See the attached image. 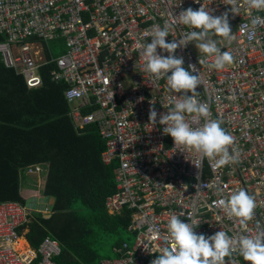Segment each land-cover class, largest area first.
<instances>
[{"label": "built area", "instance_id": "obj_1", "mask_svg": "<svg viewBox=\"0 0 264 264\" xmlns=\"http://www.w3.org/2000/svg\"><path fill=\"white\" fill-rule=\"evenodd\" d=\"M201 5L216 16L229 12L233 38H210L232 53L234 63L211 68L213 58L200 53L195 41L175 55L183 57L186 69L195 67L198 99L235 139L238 162L223 167L174 145L163 125L149 122L152 104L158 113L168 112L172 98L183 93L170 91L166 77L151 76L137 47L151 41L154 25L168 26L167 41L180 40L192 29L175 17ZM256 17L262 19L253 26ZM50 41L60 46V55H54ZM0 60L21 74L28 88L42 85V67L54 63L50 78L67 85L64 97L75 129L82 133L94 124L104 142L101 161L117 164L116 190L104 198V207L113 215L129 212L126 231L135 239L116 246L117 255L100 264H151L171 245L167 224L173 214L196 221L194 231L206 236L220 230L230 237L256 235L264 229V10L249 8L245 0H239L236 15L225 0H0ZM187 119L194 128L204 123ZM24 169L43 170L41 164ZM240 189L257 204L246 232L216 203ZM32 211L19 201H0V264H56L57 241L46 237L35 248L20 246V230ZM226 264L246 262L233 254Z\"/></svg>", "mask_w": 264, "mask_h": 264}, {"label": "trees", "instance_id": "obj_2", "mask_svg": "<svg viewBox=\"0 0 264 264\" xmlns=\"http://www.w3.org/2000/svg\"><path fill=\"white\" fill-rule=\"evenodd\" d=\"M54 67L43 66V84L28 88L21 75L0 62V201L23 202L18 169L48 162L44 192L54 198L53 214L28 225L30 245L37 247L49 235L61 250L56 264H100L105 237L126 231L129 212L110 216L104 211L105 196L116 190L117 164L101 162L104 142L94 124L82 133L75 129L67 115L66 84L50 78Z\"/></svg>", "mask_w": 264, "mask_h": 264}, {"label": "clouds", "instance_id": "obj_3", "mask_svg": "<svg viewBox=\"0 0 264 264\" xmlns=\"http://www.w3.org/2000/svg\"><path fill=\"white\" fill-rule=\"evenodd\" d=\"M245 3L251 9L264 10V0H245ZM225 4L230 6L233 15L238 13L239 0H225ZM175 19L192 29L180 40L167 41L168 26L161 28L154 25L151 41L146 44L137 43V47L142 50L145 70L155 79L166 77L170 91L183 93L180 97L172 98L173 107L168 112L158 113L152 104L149 109V122L163 125V133L173 139L174 145H183L202 157L214 159L217 167L236 163L239 153L234 147V137L222 127V120L210 118L208 104L198 99L200 77L193 74L195 67L189 65L186 69L183 57L175 55L178 48H184L195 41V47L200 53L213 58L211 68L223 70L233 64L232 53L222 51L217 46V41L210 38V35L228 41L233 38L229 12L216 16L212 10L201 5L198 10L189 7L179 12ZM261 19H253V26ZM244 28L245 26H242L241 30ZM249 36L254 38L255 32H250ZM158 49L168 55L158 54ZM189 116L194 120L203 119L204 123L194 128L188 122ZM216 203L226 215L239 220L244 226L242 232L247 231V224L254 219L257 207L253 196L240 189ZM195 225L196 221L187 223L173 214L167 224L171 245L161 248L160 254L151 264H226V258L233 254L240 255L246 264H264V229L259 230L256 235L241 234L230 237L220 230L214 235L206 236L197 234L194 231Z\"/></svg>", "mask_w": 264, "mask_h": 264}, {"label": "crops", "instance_id": "obj_4", "mask_svg": "<svg viewBox=\"0 0 264 264\" xmlns=\"http://www.w3.org/2000/svg\"><path fill=\"white\" fill-rule=\"evenodd\" d=\"M0 62H1V60H0ZM3 66H5V64H3ZM5 67H7V66H5ZM14 72L16 74H19L15 70H14ZM19 75H21V74H19ZM66 87H67V85H66ZM35 88H37V87H35ZM63 95H64V92H63ZM67 102L69 104V111H70L71 104L69 101H67ZM69 111L67 112V115H69ZM32 164H41L43 170L40 171L39 173L28 174V173H26V171L24 169L25 166H23V167L19 168L17 171L18 192H19V195L23 201L21 203H24L30 207L35 208V211L34 212L32 211L33 213H32V218H31L30 222L27 225H25L24 227H22L20 230V235H21L20 246H22V247H27V246L30 247L31 246L29 241H28V238H27V233H28V229H29L28 225L31 222H34V221L36 222L39 219H48L53 214L54 198L44 192L46 178H47V174H48V170H49V164H48V162H35V163L28 164V165H32ZM105 165H107V164H105ZM115 174H116V172H115ZM110 194H112V193H110ZM103 207H104V200H103ZM104 211L108 215L113 216V214H109L105 210V207H104ZM122 211H121V213H119L117 215H121ZM46 237L52 239L49 235L45 236L44 238H46ZM115 247H112V252L116 256L117 253L114 250ZM102 260H104V259H102ZM101 261H100V263H101Z\"/></svg>", "mask_w": 264, "mask_h": 264}, {"label": "rangeland", "instance_id": "obj_5", "mask_svg": "<svg viewBox=\"0 0 264 264\" xmlns=\"http://www.w3.org/2000/svg\"><path fill=\"white\" fill-rule=\"evenodd\" d=\"M49 45L51 46L53 53L55 56H58L61 54V48L57 45L55 41H50ZM75 105V101L72 102V106ZM80 205V204H79ZM78 204H75L77 208H79ZM117 215V214H116ZM135 236L131 233H128L127 231H123L121 228L119 229V232L117 234H112L108 237H105V242L100 249V253L103 256V259H112L115 257L114 253L112 252V249H110V245L112 243H117L119 241L121 242H127L128 244L134 243Z\"/></svg>", "mask_w": 264, "mask_h": 264}]
</instances>
